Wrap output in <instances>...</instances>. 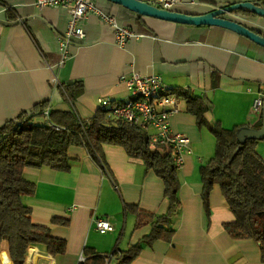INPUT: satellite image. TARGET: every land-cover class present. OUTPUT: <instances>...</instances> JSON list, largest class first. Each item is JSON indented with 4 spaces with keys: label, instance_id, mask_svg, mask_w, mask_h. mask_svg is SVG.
I'll return each instance as SVG.
<instances>
[{
    "label": "crops",
    "instance_id": "obj_1",
    "mask_svg": "<svg viewBox=\"0 0 264 264\" xmlns=\"http://www.w3.org/2000/svg\"><path fill=\"white\" fill-rule=\"evenodd\" d=\"M145 1L156 6L155 0ZM238 1L183 0L176 9L205 14L214 5ZM93 2L139 36L119 46L113 28L90 10L82 21L84 38L72 41L64 57L58 38L70 16L63 7L41 10L35 0H0V126L46 100L51 109L88 119L99 108V99L123 102L131 97L122 77L134 72L160 75L170 90L207 98L212 104L206 113L211 125L257 128L262 123V109L254 110L253 102L264 89V46L222 26L180 24L141 15L109 0ZM238 21L264 36V17L239 13ZM74 83H81L84 90L72 101L65 88ZM179 107L170 118L171 133H183L190 141L178 171L182 206L174 216L175 234L171 242L144 245L132 264H262L255 240L235 239L225 230L235 215L219 184L211 193L207 216L200 167L214 156L216 137L209 126H198L196 116L186 111L185 100L180 99ZM148 131L155 133L152 128ZM256 151L264 159V139ZM103 153L106 168L81 147L70 148L68 172L48 166L25 168V178L36 185L35 194L23 199L32 209V221L48 226L53 236L67 242L66 252L58 256L32 246L25 264H78L86 247L100 254L127 249L150 226L134 229L136 217L125 211L126 203L156 214L167 211L164 182L146 170L141 158L130 157L117 145H104ZM100 216L112 220V232L96 230L94 218ZM54 217L68 219L69 224H55ZM2 246L9 249L6 243Z\"/></svg>",
    "mask_w": 264,
    "mask_h": 264
},
{
    "label": "trees",
    "instance_id": "obj_2",
    "mask_svg": "<svg viewBox=\"0 0 264 264\" xmlns=\"http://www.w3.org/2000/svg\"><path fill=\"white\" fill-rule=\"evenodd\" d=\"M254 3L264 6V0ZM241 12L254 14L247 9ZM65 89L72 101L84 90L81 83L68 85ZM169 93L185 100L186 111L196 116L198 126H209L216 137L214 156L200 167L201 197L207 216L211 215V193L219 184L235 215L234 221L224 225L225 230L232 238L255 240L264 264V159L256 151L259 139L240 141L237 132L241 128H250L247 125L225 128L220 122L209 124L206 113L212 104L207 98L183 89H173ZM117 102L120 101L113 99V104ZM110 110L99 106L92 117L83 119L72 111L51 109L50 101L46 100L36 104L32 111H23L0 126V246L7 244L14 264H25L32 246L54 256L66 252L65 239L53 236L48 226L32 221V209L23 199L35 194L36 185L25 178L24 170L48 166L68 172L71 147L83 148L102 168H106L103 146L123 147L130 157L141 158L146 170H152L163 180L164 195L168 200L167 211L163 214L126 203L125 211L136 217L134 229L149 225L150 231L127 249L116 248L113 252L100 254L86 247V258L81 264H132L144 245L151 246L158 240L172 241L174 216L182 206L179 167L173 160L172 146L168 143L151 145L149 128L113 118L109 116ZM36 117L45 119L37 121ZM261 126L262 123L256 127ZM52 222L69 224L68 219L60 217H54Z\"/></svg>",
    "mask_w": 264,
    "mask_h": 264
},
{
    "label": "built area",
    "instance_id": "obj_3",
    "mask_svg": "<svg viewBox=\"0 0 264 264\" xmlns=\"http://www.w3.org/2000/svg\"><path fill=\"white\" fill-rule=\"evenodd\" d=\"M154 2L161 9L173 10L183 0H155ZM35 4L41 10L49 7H63L70 16L65 33L58 38L59 48L64 57L72 41L84 38L82 21L90 10L96 11L101 19L113 28L114 38L119 46H124L128 40L139 36L130 27L121 25L115 14L96 9L93 0H35ZM6 7L9 6L6 5ZM122 79L127 84L131 97L123 103L114 104L110 97L101 98L99 99L100 106L111 108L109 116L113 118L123 119L146 129H154L155 133L150 134L151 145L170 144L173 149V160L180 168L183 165V154L185 151L188 152L185 148L188 147L190 141L189 137L183 133H171L170 118L180 111V99L169 93L170 89L164 84L160 75H142L134 72L130 76H123ZM263 103L264 89H260L254 99L253 109L260 111ZM51 126L60 129L54 124ZM94 223L96 230L100 233L114 230V224L109 217H95ZM2 247L1 245L0 264H14L9 249L6 247L2 249ZM31 249L33 247H30ZM85 258L84 254L81 255L78 264H81Z\"/></svg>",
    "mask_w": 264,
    "mask_h": 264
},
{
    "label": "water",
    "instance_id": "obj_4",
    "mask_svg": "<svg viewBox=\"0 0 264 264\" xmlns=\"http://www.w3.org/2000/svg\"><path fill=\"white\" fill-rule=\"evenodd\" d=\"M116 4H120L128 9L135 11L141 15L168 20L180 24L189 25H218L228 29H232L241 35L255 41L264 46V36L252 28L247 27L238 21L239 13L244 9L249 10L264 17V6H258L250 0H240L238 2L227 3L219 6L214 5L212 9L205 14H194L184 12L182 10L161 9L148 3L145 0H109ZM240 141L245 142L248 138L264 139V103L262 106V126L260 128H241L237 132Z\"/></svg>",
    "mask_w": 264,
    "mask_h": 264
},
{
    "label": "rangeland",
    "instance_id": "obj_5",
    "mask_svg": "<svg viewBox=\"0 0 264 264\" xmlns=\"http://www.w3.org/2000/svg\"><path fill=\"white\" fill-rule=\"evenodd\" d=\"M101 1H103V0H101ZM222 6V5H221ZM176 9V8H175ZM174 10V9H173Z\"/></svg>",
    "mask_w": 264,
    "mask_h": 264
}]
</instances>
